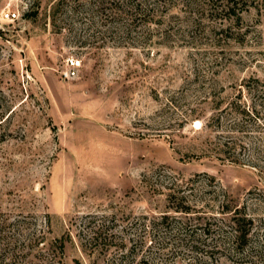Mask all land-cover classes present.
Here are the masks:
<instances>
[{"label":"rangeland","instance_id":"obj_1","mask_svg":"<svg viewBox=\"0 0 264 264\" xmlns=\"http://www.w3.org/2000/svg\"><path fill=\"white\" fill-rule=\"evenodd\" d=\"M132 1L0 19V264H264V0Z\"/></svg>","mask_w":264,"mask_h":264},{"label":"trees","instance_id":"obj_2","mask_svg":"<svg viewBox=\"0 0 264 264\" xmlns=\"http://www.w3.org/2000/svg\"><path fill=\"white\" fill-rule=\"evenodd\" d=\"M129 2H131L132 0H128ZM133 2V1H132ZM130 3L129 8H132L134 10V13L140 12L142 11L139 7H140V2L139 3ZM127 3V2H126ZM237 2H233L231 5L235 6ZM251 88H248V91H250ZM264 93V92H262ZM258 111L254 108V115H252L255 118H258ZM237 114L242 118L243 115L246 116L248 115V112L245 109H241L237 112ZM233 216L231 217V235L227 236L224 235V233H221L223 235V240L227 241L230 240L231 242V248L233 249V251L242 253V246L246 245V242L249 239V233L251 231V225H252V219L249 218L246 214H239L236 211L233 212ZM247 226V228H246ZM2 227H0V231ZM221 231L225 232L226 231L221 228ZM261 242L262 245L259 247V250L264 251V232L261 235ZM239 247V248H238ZM10 248V247H9ZM8 248V243L6 242H2V244L0 243V256L4 257L5 259H8L11 261V259H13V253L11 251V249L9 250Z\"/></svg>","mask_w":264,"mask_h":264},{"label":"built area","instance_id":"obj_3","mask_svg":"<svg viewBox=\"0 0 264 264\" xmlns=\"http://www.w3.org/2000/svg\"><path fill=\"white\" fill-rule=\"evenodd\" d=\"M13 0H4L5 5L0 10V19L2 21L12 22L19 18V11L17 8H12L10 6ZM65 69L61 70L64 77H69L74 75L78 68L81 66V60L79 58L70 56L64 61Z\"/></svg>","mask_w":264,"mask_h":264}]
</instances>
